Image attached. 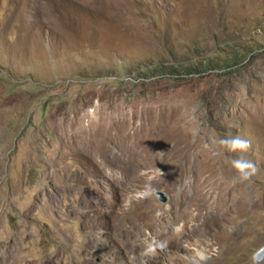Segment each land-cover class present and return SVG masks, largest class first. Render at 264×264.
Here are the masks:
<instances>
[{"label": "rangeland", "instance_id": "rangeland-1", "mask_svg": "<svg viewBox=\"0 0 264 264\" xmlns=\"http://www.w3.org/2000/svg\"><path fill=\"white\" fill-rule=\"evenodd\" d=\"M235 135L244 182L215 143ZM193 193L206 209L173 222ZM263 246L264 0H0V264H264Z\"/></svg>", "mask_w": 264, "mask_h": 264}, {"label": "bare ground", "instance_id": "bare-ground-1", "mask_svg": "<svg viewBox=\"0 0 264 264\" xmlns=\"http://www.w3.org/2000/svg\"><path fill=\"white\" fill-rule=\"evenodd\" d=\"M85 132H87V131H85ZM91 134L89 133L87 136H86V138H85V142H89L90 143V141H92V140H94V138L92 139L91 138ZM163 152V151H162ZM156 153V152H155ZM158 153V152H157ZM156 153V154H157ZM165 153V152H164ZM149 154V153H148ZM148 154L146 153V158H149L148 157ZM162 154V153H161ZM150 155H151V153H150ZM153 157V156H152ZM161 158H162V156H161ZM159 159V158H158ZM157 160V159H156ZM158 162H159V160H157ZM181 165V164H180ZM184 169V168H183ZM204 169H206V168H204ZM204 169H201L202 171L204 170ZM189 171V170H188ZM202 171H199V170H193V172H192V170H190L189 172H190V174L192 175V177H193V179H199V180H205L204 179V176H203V172ZM184 172V171H183ZM192 172V173H191ZM206 172V171H205ZM187 173V172H186ZM190 177V176H189ZM212 177V176H211ZM201 183V182H200ZM201 185H199V187H200ZM196 188V187H195ZM202 188V187H201ZM194 189V188H193ZM212 197L210 196V194H208V196H210V197H208V198H210V200H211V202L209 203V205H208V208L210 209V211H209V214L208 215H211L212 216V222L214 221V220H218V219H220L221 217L223 218V216L224 215H226V212H227V208L230 206V204L229 203H227V201L226 200H224L221 196H219V188L218 187H216V188H212ZM207 193V192H206ZM200 194H202V193H200ZM233 194V193H232ZM243 194V193H242ZM193 196H191V197H188L187 196V194H186V196H185V198H184V202H183V206H181V207H179V210H178V212L177 213H175L174 215H173V219H172V221L173 222H175V221H181V223L182 222H184V218H185V214H187V218H191V217H193V215L194 214H192V211H193V209H191V207H195V208H200V209H206V206L205 205H203V204H201L200 206H197V204H195V203H193V205H192V203H191V205H189L188 204V202H190V199H195V197H194V195H195V193H193L192 194ZM245 197L246 196H242V198H241V201L243 200V198H244V200H245ZM233 198V197H232ZM198 199V198H197ZM231 199V198H230ZM229 200V199H228ZM202 201H204V200H202ZM201 201V202H202ZM231 201V200H230ZM234 202V201H233ZM241 203H244V201H242ZM246 205V204H245ZM232 206V205H231ZM234 206V205H233ZM235 207V206H234ZM198 208V209H199ZM233 208V207H232ZM185 209V210H184ZM200 209H199V211H200ZM243 209V208H242ZM194 210H196V209H194ZM231 211V210H230ZM202 212V211H201ZM194 213V212H193ZM199 214V213H198ZM198 214H196V215H198ZM204 215V214H203ZM197 217V216H196ZM224 219V218H223ZM222 219V220H223ZM154 221V220H153ZM172 221H169L168 223H166V226H165V228H164V230H162L161 231V233L159 234V235H157V237L158 236H160V235H163L162 237L164 238V239H166L169 243H171V244H174V245H177L178 243H180V236H181V234H182V232L181 231H179V230H177V229H170L169 228V225H171V222ZM147 222V221H146ZM182 227H184V223H183V225H182ZM189 234H191L190 232H188ZM4 254V253H3ZM201 254V253H200ZM7 257H8V255H6ZM198 256V255H197ZM4 258V257H3ZM199 261L200 262H202L203 260L201 259V258H199Z\"/></svg>", "mask_w": 264, "mask_h": 264}, {"label": "clouds", "instance_id": "clouds-1", "mask_svg": "<svg viewBox=\"0 0 264 264\" xmlns=\"http://www.w3.org/2000/svg\"><path fill=\"white\" fill-rule=\"evenodd\" d=\"M215 143L222 146L230 153H239L230 159V167L234 170V180L238 182L248 181L257 171L255 164L246 159L243 153L251 147V142L240 135L219 138Z\"/></svg>", "mask_w": 264, "mask_h": 264}, {"label": "water", "instance_id": "water-1", "mask_svg": "<svg viewBox=\"0 0 264 264\" xmlns=\"http://www.w3.org/2000/svg\"><path fill=\"white\" fill-rule=\"evenodd\" d=\"M155 197L161 201V202H167L168 200V194H166L163 191H155L154 192ZM264 258V246L260 248L254 255V261L255 262H261Z\"/></svg>", "mask_w": 264, "mask_h": 264}]
</instances>
